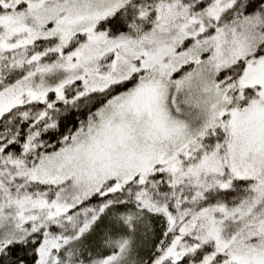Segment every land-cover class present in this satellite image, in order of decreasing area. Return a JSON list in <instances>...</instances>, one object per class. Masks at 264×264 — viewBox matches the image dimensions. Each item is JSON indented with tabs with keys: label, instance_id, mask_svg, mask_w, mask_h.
I'll return each mask as SVG.
<instances>
[{
	"label": "snow or ice",
	"instance_id": "1",
	"mask_svg": "<svg viewBox=\"0 0 264 264\" xmlns=\"http://www.w3.org/2000/svg\"><path fill=\"white\" fill-rule=\"evenodd\" d=\"M0 264H264V0H0Z\"/></svg>",
	"mask_w": 264,
	"mask_h": 264
}]
</instances>
